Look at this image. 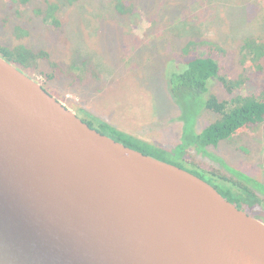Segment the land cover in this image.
I'll return each instance as SVG.
<instances>
[{
	"label": "water",
	"instance_id": "1",
	"mask_svg": "<svg viewBox=\"0 0 264 264\" xmlns=\"http://www.w3.org/2000/svg\"><path fill=\"white\" fill-rule=\"evenodd\" d=\"M0 264H264V222L0 54Z\"/></svg>",
	"mask_w": 264,
	"mask_h": 264
},
{
	"label": "rangeland",
	"instance_id": "2",
	"mask_svg": "<svg viewBox=\"0 0 264 264\" xmlns=\"http://www.w3.org/2000/svg\"><path fill=\"white\" fill-rule=\"evenodd\" d=\"M50 1L61 5L59 27L35 12L45 7V0H0V41L45 50L48 57H38L24 72L111 137L115 135L102 123L165 150L169 158L183 132L169 67L184 61L183 48L191 39L224 47L221 74L242 81L229 91L220 79H211L210 90L220 99L264 91V57L255 67L240 53L245 37L264 40V0H125L134 4L127 14L116 12L115 0ZM205 52L210 51L201 45L191 54ZM216 118V113L204 110L198 130ZM186 155L184 163L196 167L197 175L220 189H232L228 195L241 197L240 208L264 222V194L260 192L253 204L243 188L222 185L219 176L241 178L250 187L249 177L264 184V122L208 146L206 152L190 148Z\"/></svg>",
	"mask_w": 264,
	"mask_h": 264
},
{
	"label": "trees",
	"instance_id": "3",
	"mask_svg": "<svg viewBox=\"0 0 264 264\" xmlns=\"http://www.w3.org/2000/svg\"><path fill=\"white\" fill-rule=\"evenodd\" d=\"M19 1L26 4L30 0ZM68 1L73 2L74 0ZM133 5V2L126 3L125 0H115L116 12L120 14L131 13L134 9ZM60 7L61 5L57 1L45 0V7H38L35 12L42 17L44 22L59 27L62 25L59 17ZM201 45H205L210 52H205L203 55H200V53L192 55L191 52ZM223 51H226V49L212 40L191 39L183 48L184 61L181 64L169 67L170 91L182 109L180 118L183 122V132L181 141L171 150L168 159L165 157L167 152L163 149L151 146L148 142L138 140L132 135H127L108 123H102L101 127L111 131L115 135L113 138L128 146L175 163L196 174L194 171L196 167L184 163V158L187 156L186 153L189 154L190 148H194L198 152H206L208 146H216L221 141L232 139L251 127L264 122V91L251 95L237 93L230 98L220 99L210 90L209 83L213 78L220 79L229 91H232L242 82L230 80L221 74L220 54ZM240 53L243 61L247 60L248 63H254L253 66L260 67L261 59L264 57V40L260 37H245L240 44ZM0 54L26 72L29 71L31 64L38 57H48L45 50L36 52L24 44L10 47L1 41ZM204 110L216 113L218 118L203 129L198 130L197 119ZM86 122L93 127L89 121L86 120ZM101 132L105 133L104 131ZM219 176L224 180L222 185L232 183L235 189L243 188L250 195V198L246 197V199H249L253 204L260 199L258 196L260 192L264 194V184L249 176L245 175L246 178H250L247 180L250 182L251 187L243 182L241 178L234 176L235 179L233 176H223L221 174ZM246 185L252 191L245 188ZM217 189L237 205L243 203L240 196L236 194L235 196L228 195L229 192H232V189L223 190L219 187Z\"/></svg>",
	"mask_w": 264,
	"mask_h": 264
},
{
	"label": "flooded vegetation",
	"instance_id": "4",
	"mask_svg": "<svg viewBox=\"0 0 264 264\" xmlns=\"http://www.w3.org/2000/svg\"><path fill=\"white\" fill-rule=\"evenodd\" d=\"M235 203V202H234ZM236 204V203H235ZM237 205V204H236ZM237 206H239V207H241L240 205H237Z\"/></svg>",
	"mask_w": 264,
	"mask_h": 264
}]
</instances>
